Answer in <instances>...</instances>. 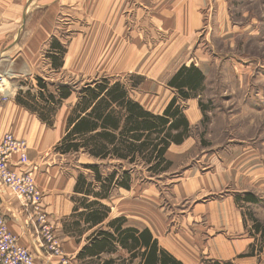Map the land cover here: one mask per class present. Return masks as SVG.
<instances>
[{
	"label": "rangeland",
	"instance_id": "1",
	"mask_svg": "<svg viewBox=\"0 0 264 264\" xmlns=\"http://www.w3.org/2000/svg\"><path fill=\"white\" fill-rule=\"evenodd\" d=\"M181 3L182 0H43V8L34 11L31 21L26 20L28 30L23 31L24 26H20V17L17 16L14 32L17 34L19 27L21 32L35 29V19L43 16V41L47 40L43 42V64L39 66H43V69L40 67L43 70L41 78L49 84L50 91L54 90L51 85L53 83L81 86L79 82L83 80H87L83 83H89L106 77L110 82L120 81L129 88L136 84L131 89L134 99L159 104L161 98L156 99L155 96H166V91L161 88L167 85V80L174 72L169 77L158 78L162 74L158 77L154 74L161 68L157 62L169 56L181 39L192 41L184 51L187 53L186 58L191 59L192 63L206 57L211 71L207 78L204 75L201 88L197 90L196 96L193 95V98H197L194 103L202 101L207 115V119H203L204 113L199 108V121L191 127V137L197 142L199 150L176 159L167 172L154 177H150L145 171L141 173V166H138V177L130 193L136 195L147 188L155 190L157 195L150 191L137 199L125 195L119 203L121 194L125 193L116 191L107 202L113 207L112 216L125 214L120 210L123 207L128 215L144 219H151L150 212L157 205L155 214L165 228L163 233L180 227L184 215L197 202H211L218 197L207 192H197L188 198L183 195L182 198L175 197L174 185L182 182L188 164H194L200 173H204L214 168L212 165L201 164L204 161L200 158L205 152L230 155L231 148L244 151L243 148L247 146H255L260 153L264 152V0H202L197 11L199 20H189L190 13L186 8L174 7ZM54 42L60 44L63 50L60 54L62 65L64 59L69 61L67 68H61L62 65L53 68L49 56L55 50ZM7 44L8 40L0 41V70L13 71L16 78L12 82L24 88L26 81L32 82L34 78L21 75L16 69L15 72L14 65L11 67L12 63L8 67L12 52L1 51ZM75 45L78 47L75 48ZM76 49L77 54L73 53ZM183 60V57H177L174 64ZM200 62L202 60L198 63ZM153 75L157 78L154 79ZM37 91L31 93L35 94ZM32 94L29 99H41ZM186 104L190 105L189 102ZM51 114L55 116V111ZM54 129L55 127H51L49 130ZM55 142L56 139L52 140L43 151V162L48 161L47 164L60 167L59 176L54 178L59 182V190L55 194L68 202L71 189L66 181L75 174L71 166L79 163L72 158L54 154L52 148ZM46 151L48 152L45 153ZM170 152L168 151L167 156ZM86 159V156H80L78 161ZM261 164L263 165L262 162ZM84 172L88 174V171ZM140 178L142 181H138ZM232 188L229 186L219 194L222 197L232 194ZM238 194L244 195L243 192ZM254 194L257 197L255 204H246L239 197L237 199L239 202L235 209L242 216V226L233 232H215L210 235L222 233L232 240L249 238L251 235L253 252L257 256L256 260H260L264 256V238L260 233L254 234L249 215H254L264 224V191L255 190ZM214 202L216 204V200ZM136 203H143V213H136ZM215 208L218 207L211 208L209 212L213 216ZM211 221L209 224L214 228L224 227L215 218ZM201 222L205 224V221H196L197 224ZM49 223L60 244L53 225L55 221ZM197 259L204 261L207 258L201 253Z\"/></svg>",
	"mask_w": 264,
	"mask_h": 264
},
{
	"label": "crops",
	"instance_id": "2",
	"mask_svg": "<svg viewBox=\"0 0 264 264\" xmlns=\"http://www.w3.org/2000/svg\"><path fill=\"white\" fill-rule=\"evenodd\" d=\"M182 1L183 3H181V5L174 7L186 8L190 13L189 20H199L197 11L202 5V0ZM41 8H43V0H0V41L8 40V44L1 49V51L12 52L10 56L11 59H9L10 61L8 62L9 66H7L10 67L12 63L11 67L14 65V71L16 69L21 75H26L27 77L32 76V78H34L31 80L32 82L26 81L27 84L23 88L24 90L20 91L22 94H24L25 91H29V93L32 94L31 92L39 90L36 78H43V70L41 71L43 66H39V64H43V42L46 41L47 38L43 41V16L39 19H35V29L21 32L19 27L17 34L14 33L16 29V17H20V26H24L23 31L26 29L28 30L27 27L29 24L25 23L26 20L31 21V16L34 11ZM174 20H176V18H174ZM194 24H197V22H194ZM187 41L188 40L181 39L179 43L175 45V49L169 56L161 61L160 58H158L160 62H157V65H161V68L154 73L157 77L162 74L161 77L158 78L162 79L163 77H169L180 65L184 64L188 66L192 63L191 59L189 60L186 58L187 53H184L185 49L189 48L192 42ZM76 46L77 45H75V48L78 47ZM73 53L77 54L78 50ZM194 53L196 54V49ZM177 57H183L184 60L180 63L177 62V65H175L174 62ZM142 58L144 57L142 56ZM13 59L15 62L14 64ZM187 59L189 60L188 62H186ZM201 60L202 62L199 64L198 62ZM199 61L193 62L192 64L198 67L205 75V78H207L211 71V67L206 63V57H203ZM69 65V61L64 59L61 68H67ZM156 76L153 75V78L156 79ZM85 81L87 80H83L79 83L83 85ZM161 89L166 91L167 94L166 96H155L157 97L156 99L161 98L159 104L155 102L144 103L140 100H135L146 109L154 113H160L173 95H175L174 89L167 85L163 86ZM76 99L75 93H72L67 99L62 100V102L57 105L58 107L55 108V116L52 117V125H48L43 121V111L27 108L18 103L14 96L5 101L0 100V137L6 132H11L15 136L24 138L27 141L29 163L23 166V169L30 170L35 177L36 186L42 194L41 202L47 214V220H49V222L55 221L53 225L55 226V231L58 233L57 236L62 251L61 254H52L49 252L42 232L38 230L35 222L30 219L22 202L10 189L0 182V210L6 219L9 230L17 237L18 243L30 251L33 257V264H85L86 262L83 259L76 258L77 253L84 244V240L77 242L74 237L65 233L62 223L64 218L72 213L74 203L71 197L76 177L79 172L84 171L80 163L89 162L90 160L86 159L82 162L77 160L79 165L72 163L71 170L75 172V174L71 175L69 177L70 179L66 181L68 188L71 189L68 202L60 195L55 194V192L59 190V182L54 178L59 176L60 167L58 165L51 166L49 163L47 164L48 161L43 162V151L49 147L52 140L56 139L55 145L65 134L67 118ZM196 99V97H190L181 102L184 114L191 127L197 124L201 112L199 111L200 107L198 101L194 103ZM36 101L43 105V99L38 100V98H36ZM187 102L190 103L189 106H187ZM66 104L67 106L69 105V107L65 106ZM47 127L49 129L55 127V129L54 131H50ZM243 149L244 151H242V149L236 150L231 148L230 155H217L216 152L213 151L205 152L200 158L204 161L201 164L207 166L212 165L214 167L212 171L200 173L198 167L194 166L192 163L188 164L189 167L187 166L188 168L184 171L182 182H177L174 185L175 197L182 198L181 195H183L184 198H188L197 192L213 193L218 197L214 198L216 204H214V200L211 202H197L192 210L184 215L180 227L173 228L174 231L169 230L163 233L165 228L162 226V221L155 214L157 205H155V208L150 212L151 219L130 216L121 206L122 209L120 210L125 214L119 213L118 215H111L113 207H110L107 202L113 197L116 191L125 193L121 194L119 203L125 195H129L132 199H137L147 191L157 195L155 190L147 188L141 190L136 195L131 194L130 191H132L135 182L130 189L116 188L107 199L102 201L110 209L108 214L109 218L123 216L126 219L125 224L127 226L138 229L144 227L148 228L152 235L158 240L159 244L178 259L181 264H207L206 260L208 259L231 261L233 264H264V256L260 260H256L257 256L255 254L241 256V254H246L248 252L249 245L252 243H250V237H252L250 234L249 238L242 237L238 240L227 239L222 233L213 236L210 235V233L215 232H233L242 226V216L235 209V205L238 206V197L243 200V196L238 193L243 192L244 194V192L251 191L250 193L255 195V190L264 191V152L260 153L255 146H247ZM197 150H199V147L197 142L193 141L191 134L181 143L171 144L165 153L166 158L171 161L169 169L176 159H180L182 156L184 157ZM168 151H171L169 156H167ZM47 152L48 151L45 153ZM53 153L64 157V155L55 153L54 150ZM80 156L85 157L83 154ZM64 167L66 166L64 165ZM60 184L62 185V183ZM229 186L234 189L231 190L232 194L222 197L219 193ZM244 202L246 204H251V202ZM213 207H218L214 210V216L209 213ZM144 209L143 203L140 205L136 203V213L137 211L143 213ZM214 218L219 220L224 227L214 228L213 225L209 224ZM198 219L205 221V224L202 222L201 224H197L196 221H198ZM201 253L207 258L204 261H199L197 259V256L199 257Z\"/></svg>",
	"mask_w": 264,
	"mask_h": 264
},
{
	"label": "trees",
	"instance_id": "3",
	"mask_svg": "<svg viewBox=\"0 0 264 264\" xmlns=\"http://www.w3.org/2000/svg\"><path fill=\"white\" fill-rule=\"evenodd\" d=\"M53 68L62 65L61 46L53 43ZM58 55V56H57ZM39 90L29 99V91L15 95V100L37 111H43V121L53 124V105H58L75 93L77 99L67 118L65 134L54 145L55 153L77 161L85 155L90 161L80 163L73 188L72 213L64 218L65 233L84 244L76 258L85 264H181L164 249L148 228L127 226L123 216L109 218V207L102 201L116 188L130 189L138 174L150 177L168 171L171 161L165 156L171 144H179L191 134V126L181 101L196 96L204 82V74L195 65L180 66L167 80L175 95L160 113L146 109L131 96V88L106 77L81 86L64 82L49 84L36 78ZM139 84V83H138ZM137 84V85H138ZM199 107L207 119L201 100ZM58 107V106H57ZM94 160V162H93ZM144 168V169H143ZM142 178H140L141 180ZM243 201L255 203L257 198L244 192ZM254 234L264 238V224L249 215ZM253 234V235H254ZM244 255H254L253 243ZM207 264H233L231 261L206 260Z\"/></svg>",
	"mask_w": 264,
	"mask_h": 264
},
{
	"label": "built area",
	"instance_id": "4",
	"mask_svg": "<svg viewBox=\"0 0 264 264\" xmlns=\"http://www.w3.org/2000/svg\"><path fill=\"white\" fill-rule=\"evenodd\" d=\"M13 71L0 72V100L16 95L23 87L12 82ZM28 143L24 138L6 132L0 137V182L22 202L30 219L43 234L47 248L52 254H61L60 244L53 234L52 226L42 205V194L36 186L28 165ZM65 262V261H64ZM0 264H33L30 251L20 245L17 237L9 230L0 210Z\"/></svg>",
	"mask_w": 264,
	"mask_h": 264
}]
</instances>
